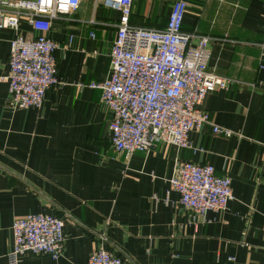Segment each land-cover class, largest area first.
Masks as SVG:
<instances>
[{
	"label": "crops",
	"instance_id": "1",
	"mask_svg": "<svg viewBox=\"0 0 264 264\" xmlns=\"http://www.w3.org/2000/svg\"><path fill=\"white\" fill-rule=\"evenodd\" d=\"M173 1L132 0L129 27L163 29ZM119 17L103 0H82L53 21L59 84L39 109L11 108L16 33L0 29V264H9L12 223L28 214L64 220L63 250L17 264H85L100 245L127 264H264V0H193L184 14L182 30L208 40L206 71L232 81L201 105L229 135L206 124L189 133L190 149L159 142L128 157L113 150L111 113L90 88L109 76ZM18 32L36 35L22 20ZM185 162L229 179L225 210L194 216L178 205L169 180Z\"/></svg>",
	"mask_w": 264,
	"mask_h": 264
},
{
	"label": "built area",
	"instance_id": "2",
	"mask_svg": "<svg viewBox=\"0 0 264 264\" xmlns=\"http://www.w3.org/2000/svg\"><path fill=\"white\" fill-rule=\"evenodd\" d=\"M192 1L174 0L165 27L153 30L129 27L132 0H103V6L118 11L120 17L109 52V76L90 88L100 91V100L111 113L109 139L116 153L147 154L159 142L190 149L189 133L206 124L213 134L229 135L211 125L201 109L208 93L226 90L232 81L206 71L207 38L182 30ZM81 2L0 0V29L16 33L9 44L5 79L13 110L41 108L47 91L59 84L54 58L58 45L47 34L55 19L73 14ZM21 20L36 35L22 36L18 32ZM169 184L179 195L178 205L194 216L223 211L231 200L229 179L215 176L207 164H176ZM64 224L63 219L45 214L14 220L9 264H17L27 253L59 257ZM85 264L127 263L100 245Z\"/></svg>",
	"mask_w": 264,
	"mask_h": 264
}]
</instances>
